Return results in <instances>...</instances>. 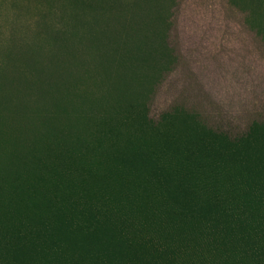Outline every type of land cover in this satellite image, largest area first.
Segmentation results:
<instances>
[{"label":"rangeland","instance_id":"rangeland-1","mask_svg":"<svg viewBox=\"0 0 264 264\" xmlns=\"http://www.w3.org/2000/svg\"><path fill=\"white\" fill-rule=\"evenodd\" d=\"M259 16L0 0V264H264Z\"/></svg>","mask_w":264,"mask_h":264},{"label":"trees","instance_id":"trees-1","mask_svg":"<svg viewBox=\"0 0 264 264\" xmlns=\"http://www.w3.org/2000/svg\"><path fill=\"white\" fill-rule=\"evenodd\" d=\"M260 17V16H259ZM264 16H261L260 18V20H262L263 22H264V18H263ZM143 57H144V59H145V64H146V80L148 81V83H150V84H154L155 82H154V80L155 79H157V77L160 75V74H157L158 76H156V75H154L153 73H151L150 72V68L151 69H153V67L155 66V64H156V62L158 61V59H156V57H155V54H154V52H153V54H152V58H155V62L153 63V62H149V59H147V58H150V54H148V56H147V53H146V56L145 55H143ZM178 115V114H177ZM261 254H263L264 255V251L263 252H260V253H258V252H256V257H262L263 255H261ZM34 256H36V254L34 255ZM27 258H26V256L25 255H22V257L21 258H19L17 261H16V263L15 264H31L30 262H28L27 260H26Z\"/></svg>","mask_w":264,"mask_h":264}]
</instances>
